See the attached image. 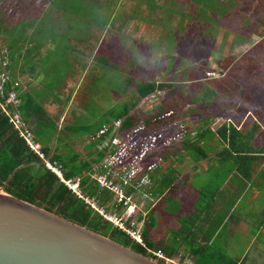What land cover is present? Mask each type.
<instances>
[{"label": "rangeland", "instance_id": "1", "mask_svg": "<svg viewBox=\"0 0 264 264\" xmlns=\"http://www.w3.org/2000/svg\"><path fill=\"white\" fill-rule=\"evenodd\" d=\"M48 1L49 0H16V6L10 7V10L13 9V18L11 21H7V26L15 30L13 32L4 31L0 34L7 38L4 40L0 39V43L4 45L6 51L12 50V47L9 48L8 46V39L16 37H29L33 39L36 45H40V42H43L40 39L42 25H39L34 31L26 30L27 28L25 26L23 29H20V27L23 26V21H25L23 19L29 20L28 22H30L34 20L33 18L37 15L39 18L42 16L45 17L44 20H48L52 23V26L49 27L46 34H51L53 36L56 34V31L65 36L68 32H76V30H79L82 37H90L89 27L95 24V22L92 21H108L111 17L114 4L117 6L118 18L121 21L124 19L122 22L120 21V23H118L119 29L122 32L134 33L133 26L126 22L128 16L132 17L137 23L136 28L139 32L135 39L145 47L143 51L144 54L141 53L140 56L141 63L138 66H133L134 63L131 62L129 70L127 68L128 61L124 60L125 58H133V51L136 50L132 51L128 46H121L123 41L129 39L128 34L115 33L111 37L113 43L107 44L103 48L106 55L109 57H113L115 54L120 53L119 59L118 57L112 59L115 70L113 71L111 69L112 67H108L106 63L100 60L98 68L89 69L88 75L91 77L94 76L97 79L96 84L93 85L96 91H92L94 93L92 98L90 94H86L84 98L80 96L79 100L72 99L71 104L68 96L66 97L63 94L59 95L58 91L49 92L51 93L48 94L49 96L53 95L63 102L64 111L69 110L67 115V126H63L64 128L67 127L66 130H70L69 132H76L77 134L86 136L88 132L87 130H83L82 126L97 125L105 117H108L110 113H108V110L112 108L110 107L111 105L116 104L117 106L114 110H119L121 107L130 103L131 97L133 98L136 96L132 86L134 81H130L131 79L135 78L138 73L140 77V74L144 70L148 72L146 77L149 79L156 78L159 72L152 75L150 73L151 69L159 66H161V69L166 68L167 64H169L168 70H170V66L173 65L176 69L183 68L184 65H190V63L195 62L191 64L193 65L191 68H187L182 72L177 73L176 71L175 73L162 75L163 80L171 82V85L167 86L162 91L141 99L137 104L136 112L142 115L152 107L156 108L157 106H162L161 104L164 102L166 106L158 108L159 111L169 109L168 106H171V108L178 107L177 105L182 104V99H184L185 96H187V100H191L193 96L198 100H202L203 96L209 93L208 96L214 99H208L212 102L208 103L207 107L198 103H190L187 105V108L184 109L186 111L185 115L192 118L194 117V121L189 117H185L186 122L183 123V120L180 119L181 122H179V124L174 121L172 124L169 122L164 126L155 127L157 129H149L146 127L148 128V132L160 131L165 138L170 140V144L164 147L161 145L160 150L176 146L179 147L180 145L185 148L191 147L199 149L200 147H198V145H202L204 142L203 139H197V143H195L191 141L186 131L191 130L190 126H193L194 122L195 124H199L205 111L212 110L213 113H218L216 112V107H218L216 106L217 102L220 106L227 107L228 115L230 116L231 114L237 117L250 114L246 106L242 104L241 106H236V103L239 101H241V103L247 102L251 108L250 111L254 113H257V109L264 111V98H260L261 95H264V37L257 47L251 48L249 53L246 54L241 61L238 60V62H241L239 64L241 68L238 69V71L235 70V73L229 72V68L226 70L227 72L222 75L220 73H215L216 75L208 76L207 74L210 66L209 62H214V64L217 63L215 61L216 56H219V54L221 56H226L229 53L240 52L242 50L241 47H237L239 43L236 41L238 39L240 40L238 37L239 35L248 36L253 40L258 37L257 34L259 35V33H261L260 30L264 28V0H58V3L62 1L65 2L66 11L61 12L58 10L61 13L53 8L47 9ZM51 2L53 3L54 0H51ZM145 4L149 6H157L158 4L159 8L153 7L147 9L144 7ZM50 12H52V14H49ZM71 13L74 14V16L69 18V14ZM16 17L21 21L14 27ZM64 19L66 21H69V19L71 20L72 24L70 23L67 25L68 28H66L69 29V31L59 28L60 22ZM142 21H146L144 25L148 27L144 32L142 31ZM4 30L6 29L4 28ZM163 32H165V34H163ZM181 43H183L186 48L188 45H191L194 51L189 53L185 59L182 54L178 55L179 58L175 57L174 59V57H170L172 53L176 52L174 48ZM221 44H224L223 48ZM160 50L164 52L156 55ZM51 52H57L55 45H50L46 55ZM215 52L219 54L214 56L213 54ZM55 53L50 54V56L54 58V69L52 70L51 63H49L47 67L50 71L52 70L50 72L52 76L51 82L55 85L59 83L57 88L60 89V87L62 88L60 85L62 81L61 75L69 70V65H74L73 63L75 60H69L70 64H64L66 60H64L62 56L63 54H68V52L62 50L58 55ZM71 54L75 55L76 53L75 49L69 46V55ZM149 54H155L156 60L155 57L153 59L149 57ZM210 54L213 55L211 58H209ZM77 58L78 55L76 54L75 59ZM227 60L228 58L225 59L224 62L226 61L228 63L229 61ZM134 62L138 63V55L134 58ZM100 63L102 65L101 67ZM121 67L125 70L121 69ZM216 67L219 69V66L216 65ZM227 67H229V65ZM128 71L130 74L127 75V81L123 85L121 84V87L125 88L128 86L129 88L123 91L121 102L120 96L113 92L115 90L113 89L112 79L115 77L117 80L121 73ZM132 73L134 76H132ZM236 76V80H233ZM143 77H145V75H143ZM180 81H185V87L188 90L185 89V91L179 92L178 84L180 83L179 86L181 85ZM85 82H87V80L84 73V78L80 83L81 90L85 86ZM194 85L196 87H194ZM247 90L248 93L246 94ZM212 91L214 93H212ZM75 94H80V92H75ZM171 96H173L172 98L176 101L169 102V97L171 98ZM39 100L42 101L44 99L39 97ZM219 116H223V118L226 119L225 115L220 114ZM51 118L52 121L48 127L43 126L37 129V136L47 147H52L51 149L54 151L55 155L69 167V164H71L69 163L70 155L77 153L79 159H82L80 148H82L81 143L83 141L80 142L75 139L71 141V136L67 139L59 136L60 132H56L51 128L52 125L56 128L57 115L51 116ZM189 122L191 123L188 126ZM188 136L189 139H187ZM216 139L217 140L211 145L228 149L235 147L234 144L228 145L226 136L217 137ZM229 140L231 139L229 138ZM235 142L236 144H240L237 140ZM207 144L208 145H203L202 147H212L208 142ZM256 144H258V142ZM61 148H64V152L60 150ZM86 148H90L92 152L94 151V156L97 154L96 142L86 143ZM84 153L85 151L82 154ZM158 158L159 157L156 159ZM89 162L92 163V158H89ZM220 162L223 163L222 161ZM72 165L73 164L70 166ZM74 165L79 164L75 163ZM201 174L202 173H197L194 178H188L190 176L186 174L184 181L181 183L179 199H173L172 202L169 203L168 212L164 215L161 226H156L150 232L149 239L154 245L162 240L169 231L172 232L173 237H175L178 232L181 237L187 236L191 238V228L193 227L194 221L198 218V208L200 209L210 198V195L207 193L210 189L205 188L207 190L203 191L202 194H199L196 190L199 189L201 183L205 182V177H202ZM3 192H5V190H3ZM182 238L184 239V237ZM246 238H248V235H241L234 232L231 236L227 237L228 240H231L230 245H227L230 241L226 243L219 241L220 239H216L213 246L215 250L219 252L222 251V253L218 258L219 254L215 251L210 263L213 264L216 261L215 264H220L221 257H226L228 263H231L232 260H237L239 257L245 258L246 254L241 256L243 254L241 253L243 249L237 248L232 244L236 242L242 243L243 240L244 243L248 242L249 240ZM245 250L247 251V247H245ZM196 259L197 261H202L199 257Z\"/></svg>", "mask_w": 264, "mask_h": 264}, {"label": "crops", "instance_id": "2", "mask_svg": "<svg viewBox=\"0 0 264 264\" xmlns=\"http://www.w3.org/2000/svg\"><path fill=\"white\" fill-rule=\"evenodd\" d=\"M48 2L47 9L53 8L56 11H66L65 2L62 1L61 3H58V0H54L53 3L51 0ZM144 7L149 9L158 7V4L157 6H149L148 4H145ZM49 14H52V12ZM72 16H74V14H69V18ZM44 18L45 17L43 16L39 18L37 15L33 18L34 20L30 22H28L29 20L25 19V21H27L25 24V27L27 28L26 30L34 31L39 25H42V34L41 36H37H40V39L43 42H40V45H36L33 39L29 37H18V44H13L12 47L14 56L12 58H16V73L14 72V74L21 82L20 92L22 93V97H25L26 100L31 103L32 109L34 110L29 122L34 131L35 139L41 143L43 148H49L50 157L55 154L51 149L52 147H47V145H45L38 138L36 132L37 129L42 128L43 126L48 127L52 121L51 116L57 115L58 119L56 128L53 125L51 128L56 132L59 131V136L62 138L67 139L69 136H71V141L72 139L78 140L80 142L83 141L81 143L82 148H80V155L82 156V159L80 160L78 154L76 153L69 156V163H78L79 165L89 163L87 172H90L92 165L96 164L101 156L97 150V154L94 156V151L92 152L90 148H86V143L88 144L90 142H96L97 144L98 140L93 138L105 124L113 122L112 118L114 115L112 114L117 112V110H114L117 105H111L110 107L112 108L108 110V113L110 112L108 117H105L97 125L82 126V129L87 130L88 132L85 136L77 134L76 132H69L70 130H66L67 127H63L67 126V115L69 110L64 111L63 102H61V100L55 96H49L48 94H51L49 92L52 91H58L59 95L63 94L66 97L68 96L70 98L69 101L71 104L72 99L79 100L80 96L84 98L86 97V94H90L92 98V96H94L92 91H96V88L93 87V85L96 84L97 79L94 76L91 77L88 75L89 69L91 68L92 70L94 68H98L100 60L101 62L106 63L108 67H112L111 69L113 71L115 70L112 59L116 57L119 59L120 53L115 54L113 57H109L103 50L105 45L113 43L111 37L115 33L128 34L129 39L123 41L121 46H128L132 51L136 50L133 51V58H125L124 60L128 61L127 68L129 70L131 62L134 63L133 66H138L141 63L140 56L141 53L144 54L143 51L145 47L135 39L139 32L136 28L137 23L132 19V17L128 16L126 22L133 26L132 28L134 33L131 34L122 32L119 29L118 23H120L121 20L118 18L117 6L115 4L112 8V14L108 21H92L95 22V24H92L89 27V33L91 34L90 37H82L81 33H79V30H76V32H68L65 34V36L57 31L54 36L51 34H46V31L52 26V23L48 20H44ZM70 23V19L69 21L64 19L62 22H60L59 28L64 30L68 28L67 25ZM144 23H146V21H142L141 23L143 24V32L148 28L146 25H144ZM66 30L69 31V29ZM260 32L261 33H259V35L257 34L258 37L254 39L256 41H254L252 38H249L248 36L239 35L238 37L241 41L238 39L236 42L239 43L237 47L242 48L240 52L229 53L226 56H221L219 53L215 52L213 54L214 56L219 54V56H216L215 60L217 63L214 64V62H209L210 66L208 71L217 70L221 75L227 72L226 70L229 68V72L235 73V70L238 71V69L241 68L239 65L241 62H238V60L241 61L242 58H244V56L249 53L251 48L257 47L264 37V28L261 29ZM163 34H165V32H163ZM51 44L55 45L57 49L56 53H51L58 55L62 50H66L68 52V54L66 53V55L63 54L62 56L63 59L66 60L64 64H70L69 60H75L73 63L74 65H69V70L61 75L62 81L60 85L62 88L60 87V89L57 88L59 83L55 85L53 82H51L52 76L50 72L54 69L55 63L53 61L54 58L50 56L51 53L46 55V52L48 51ZM69 46H71L72 49H75V53L78 55L77 59H75L76 54L69 55ZM184 47L185 45L183 43L177 45V47L174 48L176 52L172 53L170 57H174L175 59V57L179 58V54H182L183 58L185 59L189 53L194 51L191 45H188L187 48L185 47V49ZM163 52L164 51L160 50L156 55L162 54ZM137 55L138 63H135L134 58ZM156 55L149 54V57L152 59L155 57L156 60ZM213 55L210 54L209 58H211ZM227 58L231 59V61L229 63V67L225 68L224 63L226 61L224 62V60ZM49 63L52 65L51 71L47 67ZM194 63L195 62L190 63V65H184L183 68L176 69L173 65L170 66V70H168L169 64H167L166 68L162 69L161 66L152 68L150 72L152 75H155L157 72L159 73L156 78L150 79L146 77L148 72L144 70L140 74V77L138 76V73L135 78L131 79L130 81H134L132 86L136 91L137 86L143 82H168L163 80L162 75L173 72L175 73L176 71L177 73L182 72L187 68H191V66H193L191 64ZM216 65L219 66V69H217ZM101 66L102 65L100 63V67ZM121 69L124 68L121 67ZM84 73L87 82H85V86L81 90L80 83L84 78ZM128 74H130L129 71L121 73L117 80L115 77L112 79L113 89L115 90L113 92L120 96L121 102L123 91H126L129 88L128 86L125 88L121 87L127 81L126 79ZM143 75H145V77H143ZM132 76H134L133 73ZM236 78L237 76L234 77L233 80H236ZM179 84V92H183L185 89H187L185 87V81H182L180 86ZM167 86L169 85L166 84L165 88ZM194 87L196 86L194 85ZM75 92H80V94H75ZM212 93L214 92L212 91ZM247 93L248 90L246 94ZM208 94L209 93H206L202 100H198L195 96H193L191 100H187V96H185L184 99H182V104L177 105L178 107L176 109H178V113L176 116L175 113H173V118L169 121L171 122L170 124H172L174 121L179 124V122H181L180 119L183 120L182 123L186 122L185 117H189L194 121V117L192 118L185 115L186 111L184 109L187 108V105L190 103H198L207 107L208 103L212 102L208 99H214L213 97L208 96ZM39 97H42L44 100L40 101ZM260 98H264V95H261ZM241 104L247 107L248 112H250L249 115L237 117L231 114L230 116L228 115L227 107L220 106L217 102L216 106L218 107H216V112L218 113H213L212 110L205 111L204 116L199 121V124H195L194 122V125L190 126L191 130L186 131L187 135L189 134L191 141L195 143H197V139H203L204 142L202 141V144L208 142L209 145H211L217 140V137L220 138L226 136L228 145L234 144L235 147L228 149L211 145L212 147L207 149H194L191 147L185 148L180 145L179 147L176 146L165 150H160L156 153H153L152 155L153 157H163V162L149 174L151 178V184L146 187L145 192L148 191L152 193L155 199H145L146 211L148 213L145 223L148 221L151 222V224L150 226H145L144 223L142 229L143 237L144 233H147V237L150 238L149 235L152 229L156 226H161L164 215L166 212H168L170 205L169 203H171L173 199H179L181 183L184 181L186 174L190 176L188 178H194L197 173H202V177H205V182L200 184L199 189H196L199 194H202L203 191L207 190L205 188L210 189L207 191V193L210 195L208 202L203 204L200 209L198 208V218L194 221L193 227L191 228V238L182 236L184 237L183 239L178 232L175 237H173L172 232L169 231L162 240L155 244L160 245L161 247H159V249H162L169 257L173 255H169L168 253H171L174 250V252L179 253V255L173 256L178 260L184 262H193L194 264H211L210 260L212 259V255L214 256V252H218V258L222 253V251L219 252L218 250H215V247L213 246L215 240L220 239L219 241L226 243L227 241H230L227 244L230 245L231 240H228L227 237L231 236L232 233L237 232L241 235H248V238H246L249 240L248 242L244 243L243 240L242 243L236 242L232 244L237 248L243 249V252H241L243 254L241 256L246 254L245 258L239 257L237 260H232L231 263H228L226 261V257H221L220 264H264V111H261V109H257V113L250 111L251 108L247 102L241 103V101H239L236 103V106H241ZM40 106L42 107L43 111H38ZM151 112L145 111L141 117L147 118L149 114V116L152 115ZM157 112L160 114L159 109H157ZM130 113H133V109ZM220 114L225 115L226 119H224L223 116H219ZM120 119L124 121L126 116L120 117ZM69 121L72 122L71 120ZM138 123L144 122L139 121L135 124ZM190 123L191 122H189L188 126ZM135 124L132 126H123L122 129L131 128L135 126ZM144 124L149 129H157L155 127H161L167 123L158 124L156 126H149L146 123ZM189 136L187 139H189ZM229 138L231 140H229ZM236 140L240 142V144H236ZM257 142L258 144H256ZM73 148L76 149L75 147ZM63 149L64 148H61L60 150L64 152ZM84 151L85 153L82 154ZM89 158H92V163L89 162ZM56 161H59L63 165L62 160L56 159ZM86 173L84 176L82 174L76 175H82L83 177H86ZM153 174L155 175L154 179L152 177ZM167 176L168 182L171 178L175 179L173 181L171 180L169 184H166L165 180L163 179H166ZM92 182L94 181H92L90 178L87 182V185H90ZM150 242L153 244L151 240ZM245 247H247V251L245 250ZM146 248L152 249L147 245V243ZM197 257L202 259V261H197Z\"/></svg>", "mask_w": 264, "mask_h": 264}, {"label": "built area", "instance_id": "3", "mask_svg": "<svg viewBox=\"0 0 264 264\" xmlns=\"http://www.w3.org/2000/svg\"><path fill=\"white\" fill-rule=\"evenodd\" d=\"M3 48L0 50V106L8 116L9 122L24 138L30 150L37 153L45 166L53 171L79 199H82L95 212L110 221L114 227L125 232L137 242L145 246L142 233L147 219L146 201L155 199L150 192H145L151 184L150 172L159 166L163 160L153 153L160 146H167L170 140L160 131L148 132L145 124L138 123L131 128H123V120L118 118L105 124L93 139H97L99 161L92 165L90 178L101 190L110 191V200L103 203L99 194H91L83 188V176H65L64 166L43 150V146L35 139V134L29 121L21 114V97L17 87L20 80L14 79L8 64L9 55ZM219 74L217 70L208 71V76ZM171 114V112L165 113ZM152 259L159 264H194L169 257L161 249H148ZM162 260V263L160 262Z\"/></svg>", "mask_w": 264, "mask_h": 264}, {"label": "trees", "instance_id": "4", "mask_svg": "<svg viewBox=\"0 0 264 264\" xmlns=\"http://www.w3.org/2000/svg\"><path fill=\"white\" fill-rule=\"evenodd\" d=\"M15 2L16 0H0V34H2L4 31L13 32L15 30H12V28H8L7 26V21H11L13 18V9L10 10V7L16 6ZM20 21L21 20L16 17V20L14 21V27H16L18 23H20ZM26 23L27 21H23V26L20 27V29H23ZM4 28L6 30H4ZM0 39L3 40L7 38L0 35ZM17 40L18 37L8 39L9 48L13 47V44L17 45ZM3 48H5L4 45L0 43V50H3ZM7 55H9L8 58L9 60H11V62L8 64L9 70L13 78L18 79L14 74L16 58L12 59V57H14L13 50H8ZM227 61L229 62L224 63L225 68H227L231 59H228ZM166 84L171 85V82L157 83L156 81H150L139 84L135 91L136 96L133 98L131 97V104L129 103L121 107V109L117 110V112H114L112 114L114 115L112 119H118L120 117L126 116V119L123 121V126H132L139 121H142L149 126L168 123L173 118V113H175V116L177 115L178 109H176L177 107L171 108V106H168L169 109L160 111L159 114L157 112V109L161 108L162 106H166L165 102H162V106L150 108L148 111H152V115L149 116V114L147 118L141 117V114L136 112L137 104L141 99L164 90ZM17 89L19 90V95L21 97V114L27 121H29V119L33 115L34 110L32 109L31 103L28 102L25 97H22V93L20 92L21 85H19ZM172 97L173 96H171V98L169 97V102L176 101ZM132 109L133 113H130ZM38 111H43L41 106L38 108ZM168 112H171V114H165ZM203 145L208 144L204 143L201 146L198 145V147L204 148L202 147ZM43 150L49 156V148L44 147ZM50 158H52V160L59 159V157L55 154ZM62 163L64 166L66 177H71L76 174H82L84 176L89 167V163L80 165H74L73 163H71L73 165L70 166L71 164H69V167L64 162ZM154 176L155 175L153 174V179ZM167 178L168 176L166 177V179H163L165 180L166 184H169L171 180L173 181L175 179L171 178L168 182ZM89 179L90 174L87 172L86 177H83L82 182L84 190L91 194H99L100 190L98 189L97 185L94 184V182H92L90 185H87ZM0 186L7 193L43 207L46 210L54 212L98 233L109 236L146 256L152 257V253L148 251V248H146V243L154 250H157L159 249V247H161L160 245L152 244L147 237V233H144V241H146L145 246L142 245L125 232L114 227V225L110 221L104 219L82 199H79L76 194L68 189L67 185L61 182L60 178L53 171L49 170L45 166L43 159L37 153L30 150L25 139L19 136L18 131L14 129L13 125L9 122V118L2 111L1 106ZM101 191V194H99L100 201L103 203L109 201L110 191L107 189ZM150 224L151 222L147 221L145 223V226H150ZM168 254L173 256L179 255V253L174 252V250ZM160 262L162 263V260H160Z\"/></svg>", "mask_w": 264, "mask_h": 264}, {"label": "water", "instance_id": "5", "mask_svg": "<svg viewBox=\"0 0 264 264\" xmlns=\"http://www.w3.org/2000/svg\"><path fill=\"white\" fill-rule=\"evenodd\" d=\"M0 264H159L0 186Z\"/></svg>", "mask_w": 264, "mask_h": 264}]
</instances>
